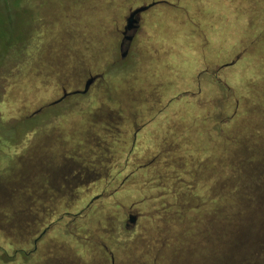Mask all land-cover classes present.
<instances>
[{
    "label": "rangeland",
    "instance_id": "obj_1",
    "mask_svg": "<svg viewBox=\"0 0 264 264\" xmlns=\"http://www.w3.org/2000/svg\"><path fill=\"white\" fill-rule=\"evenodd\" d=\"M152 1L0 0V264H190L164 247L216 212L248 222L216 263L264 264V189L227 190L264 148V0H159L121 58Z\"/></svg>",
    "mask_w": 264,
    "mask_h": 264
},
{
    "label": "trees",
    "instance_id": "obj_2",
    "mask_svg": "<svg viewBox=\"0 0 264 264\" xmlns=\"http://www.w3.org/2000/svg\"><path fill=\"white\" fill-rule=\"evenodd\" d=\"M152 2H157V4L163 3L159 0H154ZM7 56L8 54H6L3 57V60H6ZM1 59L2 58L0 57V61ZM235 150L236 151H234L233 156H235L236 160L235 162L232 163L233 166L231 169V174L232 176L238 177L239 179L236 182H234L233 185L229 183V187H227V190L229 189L231 193L233 192L235 193L232 194L231 197L229 195L230 199L228 197L229 199L228 202H230L237 209L238 208L244 209L243 203L240 201L241 197H239V194L242 195L246 193L252 194L254 192H258L259 188L264 189L263 186L264 185V148L255 149V148L247 147L246 149H242V147H239V150L238 149ZM252 162H256V164H253ZM241 178H244V180H242ZM221 195L222 194H217V196H221ZM233 195H236V197ZM97 197L99 198V196ZM219 199L226 200V197H219ZM208 200H212V199H208ZM92 201H94V199ZM217 208H221L219 204H216L215 209ZM258 222L262 223L261 219H259ZM247 224L248 222L245 223L243 217L237 215V213H233V214L229 213L228 215V214L216 212L215 214L211 215L209 218L202 217L198 219L195 239H197V241L200 243L212 244L215 248L216 245L226 246L225 243H228L230 246L232 244H233L232 246H234L235 244L239 245L242 241V234L244 233L242 229L243 227L248 226ZM43 231H45V229ZM43 231L34 240V242L35 241L37 242L44 235L46 231L44 233ZM187 233H188L187 235H184L187 238V240L188 241L193 240L191 238V231L190 232L187 231ZM258 237H260V235ZM261 239L258 238V241L255 240L254 244L257 242L263 243L260 241ZM211 240L216 242L211 243ZM249 243H251L250 240ZM227 258H228L226 261L227 264H240L239 262L238 263L233 262L232 255L230 254L228 255ZM256 258H258V256H256Z\"/></svg>",
    "mask_w": 264,
    "mask_h": 264
},
{
    "label": "water",
    "instance_id": "obj_3",
    "mask_svg": "<svg viewBox=\"0 0 264 264\" xmlns=\"http://www.w3.org/2000/svg\"><path fill=\"white\" fill-rule=\"evenodd\" d=\"M157 2H152L148 5H143V6H140V7H137L136 9H133L129 12L128 16L126 17L125 19V26L123 28V31H122V35H123V39H122V43L124 42H131L132 39H133V35H127L128 33H131V34H134L136 32V30L138 29V26H139V17H140V14L147 11L148 9H150L151 7H153L154 5H156ZM121 58H124L125 55H126V52L127 51H123V49L121 48ZM96 79L95 76H90L83 89L80 90V91H73V92H63V95L61 98H59L58 100L52 102L51 104H49L48 106H53V105H56L58 103H60L62 100H64L66 97L68 96H72V95H75V94H86L91 86V84L93 83V81ZM41 110H37L35 112H33L30 116H34L36 114H38ZM98 197H95L94 199H97ZM136 219L137 217L135 215H129L128 216V219H127V223H126V227L129 228L131 226H134L135 223H136ZM47 229H45L46 231ZM43 231V233L45 232ZM36 243V241H35Z\"/></svg>",
    "mask_w": 264,
    "mask_h": 264
},
{
    "label": "crops",
    "instance_id": "obj_4",
    "mask_svg": "<svg viewBox=\"0 0 264 264\" xmlns=\"http://www.w3.org/2000/svg\"><path fill=\"white\" fill-rule=\"evenodd\" d=\"M191 234L193 235V232ZM191 238H192V236H191ZM184 239H185V242H183V243L166 244V246L164 247L165 248V252L169 251L168 249H171L173 252L179 251V254H181V253L183 254L182 257H186V256H189L190 252L193 253L194 249L199 250L201 247H203L207 251L210 250V256L209 257H212L211 264H215L217 262L216 261L215 247L212 244L200 243L197 240L196 241H193V240L188 241L186 237ZM191 253H190V255H191ZM209 257H207V255H206V257L204 259H200V256L197 255L198 261H196V262L193 261V263H192L190 260H186L183 263L188 262L190 264H208ZM19 260L24 261V260H27V259L19 258ZM216 264H220V262H218Z\"/></svg>",
    "mask_w": 264,
    "mask_h": 264
},
{
    "label": "flooded vegetation",
    "instance_id": "obj_5",
    "mask_svg": "<svg viewBox=\"0 0 264 264\" xmlns=\"http://www.w3.org/2000/svg\"><path fill=\"white\" fill-rule=\"evenodd\" d=\"M135 34V33H134ZM134 34H131V33H128L127 35H133V37H134ZM122 39H123V35H122ZM131 42H129V43H127V42H124V43H122V40H121V42H120V45H119V50L121 51V48L123 49V51H127V48H128V46H129V44H130ZM90 77V76H89ZM96 77V79L93 81V83L91 84V85H93L95 82H96V80L99 78V76H95ZM87 81V80H86ZM86 83V82H85ZM81 85V84H80ZM83 85H85V84H83ZM75 91H80L79 89H77V90H75ZM63 92H65V91H63ZM63 95V94H62ZM75 95H82V94H75ZM69 97V96H68ZM67 99V97L64 99V100H62L61 102H63V101H65ZM60 102V103H61ZM39 110H41V109H39ZM126 226V225H125ZM35 242H34V246H35Z\"/></svg>",
    "mask_w": 264,
    "mask_h": 264
}]
</instances>
